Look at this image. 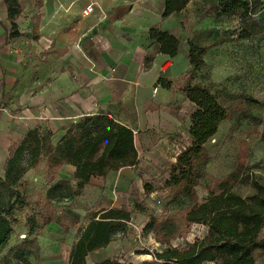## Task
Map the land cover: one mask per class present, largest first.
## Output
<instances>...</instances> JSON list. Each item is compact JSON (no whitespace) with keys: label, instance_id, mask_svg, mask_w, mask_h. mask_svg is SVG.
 Returning <instances> with one entry per match:
<instances>
[{"label":"crops","instance_id":"1","mask_svg":"<svg viewBox=\"0 0 264 264\" xmlns=\"http://www.w3.org/2000/svg\"><path fill=\"white\" fill-rule=\"evenodd\" d=\"M23 1L26 0H20ZM29 1L25 4L27 8L40 6L41 41L55 40L57 47L66 52L63 63L50 78L25 84L20 78L23 59L17 44L20 35L10 38L7 8L0 0V179L10 151L29 131H48L55 144L84 116L109 115L136 132L135 145L140 154L134 167L122 168L105 177H91L79 196L54 203V220L37 237L39 258H30V263L69 264L70 253L88 224V215L102 209H122L110 190L117 189L120 194L121 190L139 185L145 172L156 170L152 154L163 156L167 151L163 148L169 149L165 139L159 141L164 134L169 137L179 125L171 110L175 108L174 100L176 97L188 100L177 90L163 88L158 80L175 81L188 70L187 43L183 40L181 23L195 0L167 19L161 18L164 0H38L36 4ZM92 1L96 2L93 12L82 17L83 9ZM16 24L21 27L20 16ZM152 27L179 38L180 50L174 58L158 53V46L149 41L147 33ZM33 29L37 36L39 26L35 24ZM146 57L152 58L148 69L144 68ZM192 112L190 108L184 120L187 135ZM178 145L181 149L176 155L188 145L187 137ZM74 173L75 167L71 165L47 170L42 163L28 171L24 180L43 192L50 182H73ZM29 191L27 200L31 207ZM30 213L28 209L21 215L22 222ZM16 234L24 235L25 228L16 229L11 244L16 242ZM114 241L90 252L85 264L117 259L118 246Z\"/></svg>","mask_w":264,"mask_h":264},{"label":"trees","instance_id":"2","mask_svg":"<svg viewBox=\"0 0 264 264\" xmlns=\"http://www.w3.org/2000/svg\"><path fill=\"white\" fill-rule=\"evenodd\" d=\"M190 1L164 0L161 18L179 14ZM3 2L10 24L9 36L18 37L16 21L22 12V3L20 0ZM263 4L264 0H216V13L237 17V38L247 40L264 34V24H259L255 18ZM147 35L149 41L158 46V53L170 59L179 53L180 40L170 32L152 27ZM186 43L187 72L175 81L158 80L163 88L182 93L195 107L190 115L189 143L176 155L164 181L171 203L179 202L183 206L175 216L160 220L149 217L143 233H153L165 248L146 253L153 260L140 264H264V185L246 174L240 181L254 192L246 197L234 192L232 186L238 181L239 168L237 173H231L210 190L202 202L196 199V188L209 161L206 145L215 137L219 126L234 117L235 110L229 104V95L219 98L207 87L192 84L194 73L205 66L209 46L200 44L196 37ZM151 62L152 58L146 57L144 68L148 69ZM137 162L133 132L109 115L82 117L55 144L50 132L29 131L10 151L0 179V264H31L30 258L38 260L37 237L53 222L54 203L79 196L91 177H105L122 168L134 167ZM42 163L47 170L58 165H71L75 167L74 179L73 182H50L44 189L43 202L30 207L27 191H23L24 177ZM144 190L150 193L152 188L145 184ZM28 209L31 213L22 222L21 215ZM176 218L182 223L178 224ZM130 221L131 213L124 209L90 213L88 224L70 253L69 264H85L90 252L105 248L118 235H126ZM182 224L184 230H179ZM192 224L206 228L203 237L195 238L183 247L171 246L170 240L186 232ZM21 226L25 228V234H16V242L11 244L16 229ZM96 264L125 263L108 258Z\"/></svg>","mask_w":264,"mask_h":264},{"label":"rangeland","instance_id":"3","mask_svg":"<svg viewBox=\"0 0 264 264\" xmlns=\"http://www.w3.org/2000/svg\"><path fill=\"white\" fill-rule=\"evenodd\" d=\"M29 2H22V24L21 27L17 25L18 30L21 29L17 44L23 52L20 78L25 84L50 78L63 63L62 56L66 52L65 49L57 47L55 40H51V43L41 41L43 34L40 30V6L27 8L25 4ZM32 2L36 4L38 0ZM191 4L190 12L182 18L183 40L187 41V36L188 39L196 37L199 38L200 44L209 46L205 55V66L201 71L194 73L192 84L207 87L219 98L229 95V104L235 110L234 117L223 122L215 137L206 145L209 161L196 188V199L202 202L210 190H214L216 185L231 173H237L239 168L241 172L238 181L232 187L234 192L246 197L254 192L248 184L240 181L246 178V174L249 178L255 177L264 185V34L240 40L237 38L238 18L218 16L215 0H195ZM255 18L259 24H264V13L257 12ZM35 24L39 26L37 36L33 29ZM174 101L175 108L171 110L174 111L179 125L167 135L169 137L165 134L161 136L159 142L165 139L169 149L163 148L164 151L167 150L163 156L152 154L156 170L145 172L139 185L130 187L128 191L121 190L118 194L115 189L116 205L131 213L128 233L116 237L113 242L118 246L116 258L125 264H140L153 260L150 255L147 258L146 253L161 251L165 247L153 233H143L149 217L154 216L160 220L175 216L183 206L179 202L171 203V197L164 188V181L174 164L173 159L178 149H181L178 144L186 140V137L189 143L184 120L188 110L192 108L194 111L195 107L183 97H176ZM156 150L158 151V148ZM247 168H250L249 172ZM29 182H25L23 191H29ZM145 184L152 188L150 193L144 190ZM31 188L32 193L29 191L28 196L32 206L43 202L44 190L40 191L41 189L33 184ZM102 190L105 191V187H102ZM176 222L182 223L178 218ZM180 226L179 230H184V224ZM205 231L204 226L192 224L179 237L171 239L170 245L183 247L195 238L203 237Z\"/></svg>","mask_w":264,"mask_h":264},{"label":"built area","instance_id":"4","mask_svg":"<svg viewBox=\"0 0 264 264\" xmlns=\"http://www.w3.org/2000/svg\"><path fill=\"white\" fill-rule=\"evenodd\" d=\"M96 7V2H94V1H92V2H90V3H88L87 5H86V7L83 9V11H82V17H87V16H89L92 12H93V10H94V8ZM261 12H263L264 13V4L262 5V7H261V10H260ZM155 89L153 90V93H155ZM4 111V110H3ZM5 112V111H4ZM133 136H134V142L136 141V139H137V137H136V132H133ZM184 148V147H183ZM137 152H138V150H137ZM139 156H140V154H138V158H139ZM111 193H112V195H113V197L114 198H116V190L115 189H112L111 190ZM23 237V236H22Z\"/></svg>","mask_w":264,"mask_h":264},{"label":"bare ground","instance_id":"5","mask_svg":"<svg viewBox=\"0 0 264 264\" xmlns=\"http://www.w3.org/2000/svg\"><path fill=\"white\" fill-rule=\"evenodd\" d=\"M147 258L150 257L149 255H145Z\"/></svg>","mask_w":264,"mask_h":264}]
</instances>
